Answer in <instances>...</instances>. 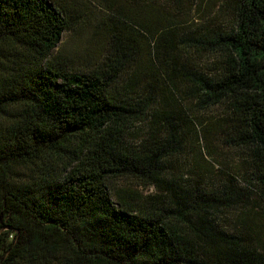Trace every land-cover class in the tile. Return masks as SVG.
<instances>
[{
  "label": "trees",
  "instance_id": "trees-1",
  "mask_svg": "<svg viewBox=\"0 0 264 264\" xmlns=\"http://www.w3.org/2000/svg\"><path fill=\"white\" fill-rule=\"evenodd\" d=\"M187 1L0 0V264H264V0L190 6L200 21ZM79 3L106 12L87 68L60 49L85 21ZM153 107L148 138L127 145V123ZM220 129L246 150L247 178L213 162L208 184L173 174L181 134L203 160ZM127 175L157 191L114 200L108 181Z\"/></svg>",
  "mask_w": 264,
  "mask_h": 264
},
{
  "label": "rangeland",
  "instance_id": "rangeland-1",
  "mask_svg": "<svg viewBox=\"0 0 264 264\" xmlns=\"http://www.w3.org/2000/svg\"><path fill=\"white\" fill-rule=\"evenodd\" d=\"M207 0H193L187 1L186 5L190 13L186 14L185 17H190L191 19L195 20H202L200 17V13L194 11L193 7H199V10L203 9L206 5ZM197 4V5H196ZM83 13V18L85 19L84 22L79 24L70 31H66L63 35L60 49L64 53V55L69 58L71 64L76 67L87 68L95 58L101 59L104 53V47L107 45V40L105 36L101 33L104 31V25L101 23L100 14L103 15L102 17H106V12L100 11V14H95L94 10L91 8H86L82 3L77 4ZM196 5V6H195ZM208 10L209 13L212 15L217 10V1L216 4L211 8V3L209 4ZM207 11V10H206ZM99 12V10H98ZM184 15H181L180 18H183ZM101 54V55H99ZM214 56L208 53H202L196 57L197 65H212V60ZM179 86H181L179 82ZM179 97L183 99L181 94L177 92ZM186 105L190 104L191 101L188 97H185ZM185 103V102H184ZM192 105V103H191ZM157 107H153L148 109L147 115H142L140 118L132 120L128 122L125 130V142L129 146H138L141 143L145 142L148 138V131H149V120L150 115L149 113ZM191 113L197 116H201L204 119L211 118L216 119L221 115V108L219 107H212V108H200L197 106L191 107ZM167 109H171L168 106ZM206 120L205 122H208ZM180 145L181 151L176 153L175 155L171 156L168 159L170 162V170L173 172L174 175L177 177H182V179H192L196 178L197 175L194 174L195 171L200 173L203 176V179L206 181L207 177L209 176V170L207 168L213 162L216 167H223V169L229 173H235L241 175L243 178L246 177V167H243L242 161L246 158V150L236 146L230 145L226 142V135L223 131L215 130L211 134V144L210 149L211 153L206 156L202 154L203 160L197 159V152L203 150L201 140L195 138L193 134H186L180 135ZM198 145H201L198 147ZM243 150H245L243 152ZM213 154V158L211 159V155ZM217 159V160H214ZM206 184L210 183L208 180L205 182ZM108 186L110 189L111 197L114 200H117L119 197L118 195H124L129 200L137 205L143 202V200L151 194H154L157 189L150 184L144 183L142 180L127 175L122 176L119 178H111L108 181ZM246 208H231L226 211V215H223L224 218L235 220L240 219L247 214Z\"/></svg>",
  "mask_w": 264,
  "mask_h": 264
}]
</instances>
